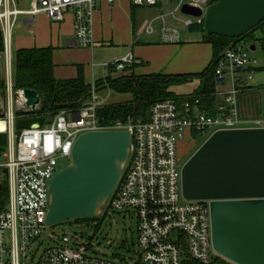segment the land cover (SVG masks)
<instances>
[{
    "label": "built area",
    "instance_id": "built-area-1",
    "mask_svg": "<svg viewBox=\"0 0 264 264\" xmlns=\"http://www.w3.org/2000/svg\"><path fill=\"white\" fill-rule=\"evenodd\" d=\"M117 0H31L28 9H20L16 0H0V32L4 50L0 52V72L5 87L0 90V123L6 144H0V264H213L219 256L212 246L210 203L187 201L181 189L182 174L179 141L189 132L212 135L220 129L264 127L262 119L242 125L237 95L246 89L253 72L244 73L252 60L241 44L227 49L218 61L217 78L228 87L217 89L223 100L212 112L200 96L182 100H159L148 118L130 116L113 124L98 117L105 105L91 84V94L79 109L62 110L52 122L18 129L17 120L38 116L41 101L32 113L24 89H16L13 77V30L21 16L33 18L44 13L53 22H62L73 13L74 45H93L94 13L100 3ZM138 8L163 6L157 19L144 29L148 35L160 34L163 43H180L182 29L204 22L213 0H132ZM200 9V17L182 13L185 5ZM30 24V23H29ZM135 62L129 53L108 67L123 71ZM125 130L131 133L128 162L113 195L103 203L102 214L128 213L138 220V238L133 257L113 259L99 249L93 238L85 239L78 230H60L46 222L51 202L49 181L59 172V160L71 159L73 145L89 131ZM181 169V170H180ZM5 188V189H4ZM100 212V211H99ZM48 244L46 245V243Z\"/></svg>",
    "mask_w": 264,
    "mask_h": 264
},
{
    "label": "water",
    "instance_id": "water-1",
    "mask_svg": "<svg viewBox=\"0 0 264 264\" xmlns=\"http://www.w3.org/2000/svg\"><path fill=\"white\" fill-rule=\"evenodd\" d=\"M182 13L203 15L187 4ZM262 22L264 0H217L206 10L204 27L208 34L235 38L232 47ZM24 92L33 113L41 97L31 88ZM44 123L43 116H31L18 119L17 128ZM130 146L131 133L125 130L79 136L70 164L50 178L46 222L56 226L99 217L122 177ZM181 174L184 199L210 203L212 246L218 255L234 264H264V127L218 130L184 163ZM120 227L113 229L111 239Z\"/></svg>",
    "mask_w": 264,
    "mask_h": 264
},
{
    "label": "crops",
    "instance_id": "crops-1",
    "mask_svg": "<svg viewBox=\"0 0 264 264\" xmlns=\"http://www.w3.org/2000/svg\"><path fill=\"white\" fill-rule=\"evenodd\" d=\"M16 1L22 10L30 7L31 0ZM162 11L163 6L134 7L132 0H117L111 5L102 2L94 13L93 45L88 48L74 45L76 31L72 12L66 13L62 22H53L44 13L33 18L21 16L15 28L22 34L15 38V48L17 51L25 48L53 47L54 76L63 80L76 78L79 76L78 67L81 66L89 84L108 77L128 76L132 72L140 76L159 73H201L214 58L210 44L195 40H187L184 43L183 39L180 43L167 44L161 41L159 32L155 35L145 32L144 27L149 21H154L155 25L159 23L157 17ZM261 31L264 33V26L255 32L256 38L262 36ZM14 36L15 34L13 40ZM129 53L134 55V63L137 64L134 69L125 68L118 71L120 73L117 75L115 70L108 67V64ZM248 67H245L244 73L250 72L246 70ZM254 72L246 83V89L237 95V108L242 125L264 117L261 96L264 71L258 74ZM196 80L200 85V80ZM223 87L224 85L219 83L217 89ZM217 100L224 101L223 96L217 95Z\"/></svg>",
    "mask_w": 264,
    "mask_h": 264
},
{
    "label": "trees",
    "instance_id": "trees-1",
    "mask_svg": "<svg viewBox=\"0 0 264 264\" xmlns=\"http://www.w3.org/2000/svg\"><path fill=\"white\" fill-rule=\"evenodd\" d=\"M217 0H213L215 2ZM136 7V6H134ZM254 32L244 36L242 42H260L264 52V34L256 38L255 32L264 26V22L258 24ZM191 32L202 34V41L210 44L213 49V60L202 70L196 74H162L158 75H137L132 72L128 76L108 77L100 79L96 82V89L100 93L101 89L109 88L122 94H130L132 98L125 102H115L114 104L104 105L98 112V117L103 124H113L116 120H126L130 116L148 118L150 109L153 104L159 100L178 99L179 101L190 95L201 97L204 104L210 111L215 112L220 101L217 100V81L218 61L222 58L223 53L230 48L235 38H227L221 35L208 34L204 27V22L194 23L187 27ZM239 42L237 44H240ZM3 34L0 32V52L4 49ZM54 48H25L14 52V82L16 89L31 88L38 91L41 97V109L37 111L40 117H44L47 123L52 122L57 114L62 110L79 109L85 105V101L89 98L92 91L91 84L86 80L83 69L79 66L78 77L67 80L58 79L54 76L55 63L53 61ZM136 63L128 66L126 69H134ZM250 72L258 69L249 66L246 69ZM264 70V67L260 68ZM193 79H199L200 85L193 93L188 95H179L173 89V86L182 85ZM5 87L0 72V90ZM6 136L0 134V144H4ZM5 189V188H4ZM89 219H75L73 221L64 222L75 226H88L94 222L100 221L104 216ZM61 223V224H64ZM98 224L97 228H99ZM93 238V237H92ZM124 245V244H123ZM213 264H234L231 261L217 256Z\"/></svg>",
    "mask_w": 264,
    "mask_h": 264
},
{
    "label": "rangeland",
    "instance_id": "rangeland-1",
    "mask_svg": "<svg viewBox=\"0 0 264 264\" xmlns=\"http://www.w3.org/2000/svg\"><path fill=\"white\" fill-rule=\"evenodd\" d=\"M180 28H183V33H182V42H186L187 40L190 41H197L201 42L202 41V34H197L191 32L188 28H184L180 26ZM14 42H12V48L14 52L16 51V46H15V38L19 37L22 33L19 32L17 28L14 30ZM261 35L264 33L261 31ZM25 36V35H24ZM241 46L244 48V50H248V55L251 56L252 60H256L257 62L253 64L252 66L256 69V73L258 74L261 71L260 68L264 67V52L262 50V47L260 45V42H247L244 41L240 43ZM255 45L256 50H251V46ZM115 73L118 75L120 72L115 71ZM230 84V78H226V82H224V85L229 86ZM199 81L196 79H193L192 81H189L185 84L182 85H176L173 86V89L177 94L179 95H188L190 93H193L197 88L199 87ZM110 93V95H108ZM100 96H101V101L103 104H114L115 102H125L128 101L132 96L129 94H122L118 93L116 91H112L109 88H104L100 90ZM261 96L263 98V103H264V87L261 88ZM123 98V99H121ZM125 98V99H124ZM128 98V99H126ZM264 109V108H263ZM208 137L207 134L203 133H197V132H189L186 137L179 141V159L181 161V169L184 165V163L189 160L190 156L202 145L204 140ZM6 144V140H5ZM59 169H62L70 164L69 160L62 159L59 160L58 162ZM180 169V170H181ZM102 211H104L103 207L100 209L99 215L102 214ZM98 224H100L99 228H97ZM121 225L119 230L117 231V238L116 239H111V233L114 228L117 226ZM56 234L60 233V230H66L70 232H75L76 230L79 231V233H83L85 236L86 240H89L90 238L93 237L95 242L98 244L99 249L102 250L104 253L107 252L109 253V257L113 259L114 255L117 257H125L127 260H131L133 257V251H130V249L134 250L133 244L136 242L138 238L137 234V228H138V220L135 214L132 216L128 215V213H110L107 216H104L100 221L94 222L88 226H80L78 224H75V226L70 225V224H61L56 225ZM48 242L46 243V245ZM124 244V245H123ZM130 248V249H129Z\"/></svg>",
    "mask_w": 264,
    "mask_h": 264
},
{
    "label": "bare ground",
    "instance_id": "bare-ground-1",
    "mask_svg": "<svg viewBox=\"0 0 264 264\" xmlns=\"http://www.w3.org/2000/svg\"><path fill=\"white\" fill-rule=\"evenodd\" d=\"M5 125L4 124H0V129H4Z\"/></svg>",
    "mask_w": 264,
    "mask_h": 264
}]
</instances>
